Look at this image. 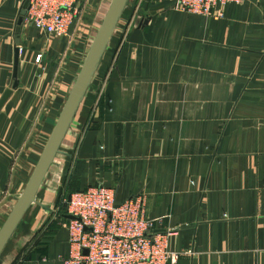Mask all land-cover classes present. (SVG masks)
<instances>
[{
    "label": "crops",
    "instance_id": "obj_1",
    "mask_svg": "<svg viewBox=\"0 0 264 264\" xmlns=\"http://www.w3.org/2000/svg\"><path fill=\"white\" fill-rule=\"evenodd\" d=\"M0 0V225L23 189L110 0H79L67 35ZM125 0L0 264H63L72 190L146 196L172 264H264V0ZM39 53L38 59H34Z\"/></svg>",
    "mask_w": 264,
    "mask_h": 264
},
{
    "label": "built area",
    "instance_id": "obj_2",
    "mask_svg": "<svg viewBox=\"0 0 264 264\" xmlns=\"http://www.w3.org/2000/svg\"><path fill=\"white\" fill-rule=\"evenodd\" d=\"M240 0H173L178 10L206 14L214 4ZM79 0H26L22 20L46 33L67 35ZM37 53L34 59H38ZM64 226L72 249L63 264H172L177 252L166 246L167 232L153 229L146 196L139 192L120 202L113 187L99 183L72 190L63 202ZM85 249V252L83 251Z\"/></svg>",
    "mask_w": 264,
    "mask_h": 264
},
{
    "label": "water",
    "instance_id": "obj_3",
    "mask_svg": "<svg viewBox=\"0 0 264 264\" xmlns=\"http://www.w3.org/2000/svg\"><path fill=\"white\" fill-rule=\"evenodd\" d=\"M125 0H110L104 15L90 41L81 65L76 73V76L71 84V87L66 95V98L60 108V111L55 119V122L50 130V133L43 145L39 157L20 193L17 195L10 210L5 216L0 225V249L14 228L16 222L21 216L26 206L33 200L34 192L49 164L53 154L57 151L59 141L71 119L72 113L84 92L91 74L93 73L99 56L105 45L107 37L113 28L119 12ZM26 0H22L18 14L16 16V29L19 27L22 16L24 14ZM17 50L13 49V61L11 77L12 81L9 87H5L0 93V106L8 96L11 88L15 87L16 79V64H17ZM65 217H73L70 213H65ZM85 252V249H83Z\"/></svg>",
    "mask_w": 264,
    "mask_h": 264
},
{
    "label": "trees",
    "instance_id": "obj_4",
    "mask_svg": "<svg viewBox=\"0 0 264 264\" xmlns=\"http://www.w3.org/2000/svg\"><path fill=\"white\" fill-rule=\"evenodd\" d=\"M60 211H61V213H64V214L66 213V211L64 209V204H63L62 209Z\"/></svg>",
    "mask_w": 264,
    "mask_h": 264
}]
</instances>
